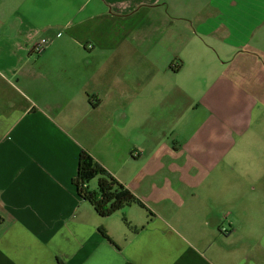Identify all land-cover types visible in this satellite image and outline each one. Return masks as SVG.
Here are the masks:
<instances>
[{
  "label": "crops",
  "instance_id": "0c3cea01",
  "mask_svg": "<svg viewBox=\"0 0 264 264\" xmlns=\"http://www.w3.org/2000/svg\"><path fill=\"white\" fill-rule=\"evenodd\" d=\"M18 1L0 0V264H264V233L245 236L247 250L237 260L225 262L221 252L218 257L207 255L169 223L175 219L163 208L166 184L163 179L155 181V175H162L164 158L175 151L195 163L178 170L194 174L202 166L199 156L207 151L198 138L203 120L202 129L196 134L187 130V137H173L178 124L174 123L164 135V145L147 141L153 136L147 125L153 117L145 112V118L130 127L134 100L150 115L155 108L157 114L166 108L161 94L172 102L173 88H163V73L173 84L191 55L189 39L178 55L177 35L183 39L215 33L216 39L230 45V40L236 42L235 23L230 21L236 11L232 10L239 7L228 6L225 0H197L193 6L178 0H67L60 11L50 10L52 0H25L28 6L19 15ZM254 7L264 12V4ZM255 8L245 18L252 21L254 17L256 23ZM137 14L142 21L151 15L153 30L142 29V24L128 28L138 21ZM176 15L184 22L179 19L183 23L172 24ZM98 16L100 22L95 21ZM116 19L127 28L124 32H115ZM110 20V26L99 31ZM24 23L30 24L22 28ZM170 25H177L176 35L166 39L171 56L176 47L172 57L176 65L163 67L155 63L160 58L155 51L163 40L155 32ZM187 25L191 33L180 30ZM254 32L250 35L256 36ZM248 35L244 34L246 40ZM41 36L50 43L37 49L34 45ZM236 46L245 51V43ZM184 103L187 108L191 105V101ZM84 122L91 128L84 127L91 140L80 130ZM222 140L219 134L217 142ZM217 146L225 152V145ZM81 151L140 202H148L151 219L147 226H140L137 236H113V225L104 223L111 216H99L76 191L73 179ZM95 183L91 180L88 187L95 189ZM211 210L207 205L201 212L209 226L215 214ZM232 215H224L227 234L240 230ZM100 226L110 239L99 234ZM133 229L137 231V226ZM235 246L227 241V249Z\"/></svg>",
  "mask_w": 264,
  "mask_h": 264
},
{
  "label": "rangeland",
  "instance_id": "374dc122",
  "mask_svg": "<svg viewBox=\"0 0 264 264\" xmlns=\"http://www.w3.org/2000/svg\"><path fill=\"white\" fill-rule=\"evenodd\" d=\"M66 1L52 0L50 10L61 11ZM178 1L192 6L198 4L197 0ZM225 1L228 2V6L239 7L232 10L236 11L234 14L236 18L231 17L230 20L231 23H235L236 42L230 40L228 42L230 45L224 44L223 39H216L215 33L201 37L194 34L183 39L181 34L177 35L178 55L186 49L187 39H189L187 48L191 55L173 84L168 82L170 76L163 73V88L169 91L173 88L170 95L173 96L172 102L168 103L167 97L161 94L160 97L166 98L163 101L166 108H161L159 114L155 108L150 115L147 109H139V100H134L130 127H133L136 121L143 120L145 115L142 112H145L146 116L153 117L147 125L148 133H153V136H148L154 139L149 138L147 141L163 142L164 145L167 139L164 135L171 126H175L174 123L178 124L173 137H187V130L191 129L190 131L196 134L202 129L203 120L204 128L200 131L201 135L199 134L201 138L200 136L198 138L205 144L207 151L199 156L202 166L197 167L194 174L178 170L179 167L195 165V163L184 153L175 151L172 152L174 156L164 158L162 175L160 173L155 175V181L163 179L165 182L164 192L167 203L163 204V208L172 214L175 220L169 223L180 231L184 239L199 246L202 251L206 250L207 255L213 253L218 257L221 252L219 257H227L225 262H231L230 259L233 260L236 257L237 260L243 251L247 250L248 244L244 241L245 236L256 238L264 233V12L254 7V5H263L264 0ZM27 6L28 2L25 0L17 2L19 15H22L21 8ZM109 7L111 5L107 6ZM252 8L258 12L256 23L254 17L252 21L245 18ZM136 16L139 18L138 21L134 25L129 23L128 28L142 24V29L153 30L155 20L151 15H147L143 21L141 20L142 15L137 14ZM186 16L190 19L189 14ZM101 19V16H98L95 21L100 22ZM179 19L184 22L181 16L176 15L171 19L172 24L183 23L179 22ZM112 22L113 20H110L100 26L99 31H105ZM115 22L117 23L116 33L127 29L119 25L118 19ZM28 24L30 23H24L21 27L24 28ZM175 26L177 25L173 27L170 25L167 30L161 29L160 26L155 32L156 36L163 39L162 44L157 46L160 50L155 51L160 56L155 63L160 66L161 64L163 67L167 64L176 65V61L172 58L175 56L176 47L173 46V56H171L167 51L170 45L166 40L176 35ZM188 27L189 25L184 29L180 27V30L191 33ZM139 28L136 33L140 32ZM253 29L256 36L250 35ZM147 33L151 35L152 31H147ZM103 34L99 33V36ZM244 34H249L248 40ZM236 43L238 45L245 43L243 47L245 51L237 48ZM160 69L163 72L166 70ZM184 101H191V105L187 108L184 106L186 105ZM84 127L85 130L91 131L90 126L84 122L80 125L83 133ZM219 134L224 138L221 142H217ZM81 135L83 137L82 131ZM85 135L84 133V137ZM86 137L88 140L92 139L90 135ZM216 143L225 145V152L224 149L218 151ZM186 157L189 160L184 163ZM210 160L214 162V166L209 163ZM189 178H193L194 182ZM93 182H96V179H93ZM179 186L184 189L185 194L180 192ZM140 203H131L104 220L105 226L107 222L113 225V228H110L113 236L128 235L131 238L139 232L140 226L149 224L151 213L147 214L146 209L150 206L146 201ZM207 205L214 208L211 212L215 213L210 220L211 226L207 224L206 217L201 214ZM194 211H197L196 216L191 215ZM226 212H233L232 218L237 221L240 229L237 233L227 234L220 231L222 226L226 228L224 227L227 223L226 216H224ZM184 217H189V219L182 220ZM134 226H137V231L133 229ZM228 240L234 241L237 246L227 249ZM1 264L13 263L4 261Z\"/></svg>",
  "mask_w": 264,
  "mask_h": 264
},
{
  "label": "trees",
  "instance_id": "16d2710c",
  "mask_svg": "<svg viewBox=\"0 0 264 264\" xmlns=\"http://www.w3.org/2000/svg\"><path fill=\"white\" fill-rule=\"evenodd\" d=\"M93 179H96L95 189L88 187V183ZM73 183L78 194L87 200L101 217L113 216L134 202L141 204L130 190L85 151L80 152L78 172ZM98 232L101 236L110 239L103 226L98 228Z\"/></svg>",
  "mask_w": 264,
  "mask_h": 264
},
{
  "label": "built area",
  "instance_id": "2783aa9c",
  "mask_svg": "<svg viewBox=\"0 0 264 264\" xmlns=\"http://www.w3.org/2000/svg\"><path fill=\"white\" fill-rule=\"evenodd\" d=\"M49 43H50V41L48 38L41 36V37L36 39V44L34 46L37 49H41L42 47L47 46ZM222 231L224 233L227 232V228H222Z\"/></svg>",
  "mask_w": 264,
  "mask_h": 264
}]
</instances>
